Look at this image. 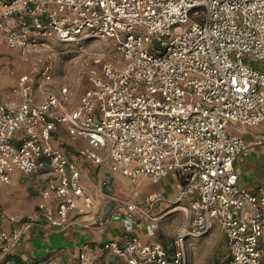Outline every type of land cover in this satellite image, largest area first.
I'll list each match as a JSON object with an SVG mask.
<instances>
[{
	"label": "built area",
	"instance_id": "2783aa9c",
	"mask_svg": "<svg viewBox=\"0 0 264 264\" xmlns=\"http://www.w3.org/2000/svg\"><path fill=\"white\" fill-rule=\"evenodd\" d=\"M0 38L32 67L13 88L18 100L0 101V185L17 171L50 167L38 207L50 226H67L92 199L77 162L53 137L64 128L85 140L78 155L86 160L132 181L173 173L179 198L196 193L173 253L136 236L107 241L106 250L129 264H187L185 239L218 223L231 253L226 264H264V187L240 186L235 162L248 144L228 130L264 121V68L251 63H264V0H0ZM93 38L111 40L117 60L105 59L108 46L86 52L81 67L101 63V70L89 67L73 106L82 78L56 83L49 52L54 43ZM125 204L132 230L137 205ZM36 219L13 233L0 226V252L9 253ZM80 260L86 264L85 251Z\"/></svg>",
	"mask_w": 264,
	"mask_h": 264
},
{
	"label": "crops",
	"instance_id": "0c3cea01",
	"mask_svg": "<svg viewBox=\"0 0 264 264\" xmlns=\"http://www.w3.org/2000/svg\"><path fill=\"white\" fill-rule=\"evenodd\" d=\"M17 69L0 38V101L18 100L13 92L21 75ZM87 85L83 81L79 89L81 94L78 95L79 90L77 92V101ZM35 91L37 100H40L39 85ZM228 128L248 144L247 153L240 154L235 162L239 184L250 192H256L259 187H264V121L258 125L230 123ZM61 129L53 134L55 142L77 162L81 183L92 203L81 201L79 206L83 211L71 212L67 226L52 227L38 207L39 192L53 176L52 170L47 166L32 174L17 171L11 180L13 184L0 185V226L13 233L30 216L37 219L20 235L9 253L0 252V264H81L82 251L87 254L86 264H129L126 258L106 250L104 243L110 240L125 243L133 236L144 243L162 245L173 253L177 231L187 222L190 203L196 198V193L179 198L182 184L173 173L159 180L139 177L132 181L111 170L105 162L86 160L64 146L57 135ZM21 175L36 176V181L34 184H21ZM125 202L137 205V222L132 230H127L124 223L128 212ZM11 216L18 220L12 222ZM151 225L154 226L153 231L148 229ZM260 244L264 246V234ZM185 247L187 264H226L231 256L226 234L218 223L204 235L187 237ZM222 252L226 254L223 258L219 257Z\"/></svg>",
	"mask_w": 264,
	"mask_h": 264
},
{
	"label": "rangeland",
	"instance_id": "374dc122",
	"mask_svg": "<svg viewBox=\"0 0 264 264\" xmlns=\"http://www.w3.org/2000/svg\"><path fill=\"white\" fill-rule=\"evenodd\" d=\"M182 28L186 27V25H182ZM2 46L7 49V51L10 52L11 58L14 59V63L17 64L18 71L20 74L25 72L31 71V65L28 64L27 61L21 58L18 51L8 49V47L2 42ZM105 46H108V51L105 54V59L110 60L113 62H116L117 59H115L116 55V48L114 43L111 40L104 41L102 38H93L91 40L82 39L80 42H74V43H54L53 44V52H49L50 58H53V62L55 64V73H54V81L56 83H73V80L77 76H81L82 83L85 81V83H88V74H89V67H95L98 70H101V63L95 64L93 62H90V65H87L86 67H81V60L85 57V54L87 51H95V50H101L102 48H105ZM82 47V48H81ZM118 61H122V58L118 59ZM252 65L255 67L264 68L263 62H251ZM122 64V62H121ZM40 80L39 78H37ZM89 84V83H88ZM88 86V85H87ZM80 89V88H79ZM81 94V91L79 90L78 95ZM78 98H76V103ZM76 105L75 103L73 106ZM229 130V128H228ZM57 135L60 137V141L63 142L64 146L69 149L72 153L77 152L79 147H85L87 146L86 142L80 138H73L66 130H60ZM107 149H98V152L102 155L106 154ZM21 184H34L36 181V176H26L21 175ZM13 184V182L9 183ZM261 245V244H260ZM262 258L264 259V246H260ZM218 255V254H217ZM226 254L222 252L219 257L223 258ZM211 259H209L210 261ZM225 260V259H224Z\"/></svg>",
	"mask_w": 264,
	"mask_h": 264
}]
</instances>
